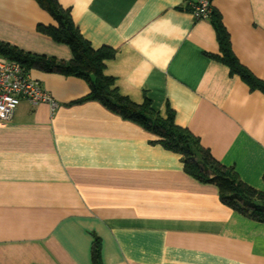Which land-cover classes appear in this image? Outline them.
Here are the masks:
<instances>
[{"label": "crops", "instance_id": "obj_1", "mask_svg": "<svg viewBox=\"0 0 264 264\" xmlns=\"http://www.w3.org/2000/svg\"><path fill=\"white\" fill-rule=\"evenodd\" d=\"M104 73L137 104L190 130L212 156L264 191V93L232 74L211 17L185 0H59ZM238 60L264 81V0H213ZM36 0H0V41L69 61L37 30ZM59 102L18 105L0 123V264H264V222L227 205L180 153L98 100L80 77L31 69Z\"/></svg>", "mask_w": 264, "mask_h": 264}, {"label": "trees", "instance_id": "obj_2", "mask_svg": "<svg viewBox=\"0 0 264 264\" xmlns=\"http://www.w3.org/2000/svg\"><path fill=\"white\" fill-rule=\"evenodd\" d=\"M36 1L57 23H40L37 30L56 42L68 45L73 58L66 61L31 53L4 41H0V55L20 62L29 71L39 69L85 79L89 83L90 92L83 100H98L123 118L156 135V141L182 155L188 173L201 181L216 184L223 202L253 220L264 222V191L247 184L232 168L217 161L190 130L176 124L171 109L164 118L151 106L149 100L137 104L121 95L114 87V78L104 73L105 61L113 58L115 51L107 47L95 49L81 33L70 10L64 8L59 0ZM211 19L220 42V60L229 67L232 74H238L252 89H259L264 93V81L255 76L235 56L228 34L215 11H212ZM92 260L93 264H103L100 240L97 237L92 245Z\"/></svg>", "mask_w": 264, "mask_h": 264}, {"label": "built area", "instance_id": "obj_3", "mask_svg": "<svg viewBox=\"0 0 264 264\" xmlns=\"http://www.w3.org/2000/svg\"><path fill=\"white\" fill-rule=\"evenodd\" d=\"M185 7L198 20L210 18L213 0H185ZM23 100L48 103L52 111L59 106L51 92L20 62L0 55V123L12 120Z\"/></svg>", "mask_w": 264, "mask_h": 264}]
</instances>
